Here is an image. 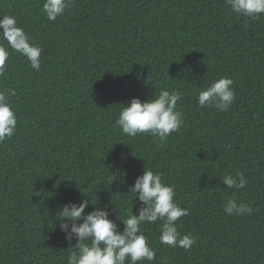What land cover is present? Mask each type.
<instances>
[{
	"label": "trees",
	"instance_id": "obj_1",
	"mask_svg": "<svg viewBox=\"0 0 264 264\" xmlns=\"http://www.w3.org/2000/svg\"><path fill=\"white\" fill-rule=\"evenodd\" d=\"M43 3L0 0V17L14 16L42 48L37 72L0 39L9 52L0 91H15L17 116L0 142V264H67L76 240L58 211L69 202L89 199L86 213L107 205L122 231L119 218L139 213L128 189L144 166L174 186L190 211L178 230L196 242L169 247L162 220L142 225L156 260L138 264H264V14L238 15L225 0H73L49 21ZM222 76L234 82L230 109L198 107L199 91ZM163 88L182 94L180 130L164 141L123 134L120 104ZM237 172L247 185L226 188L221 178ZM232 196L254 213L226 214Z\"/></svg>",
	"mask_w": 264,
	"mask_h": 264
},
{
	"label": "clouds",
	"instance_id": "obj_2",
	"mask_svg": "<svg viewBox=\"0 0 264 264\" xmlns=\"http://www.w3.org/2000/svg\"><path fill=\"white\" fill-rule=\"evenodd\" d=\"M225 2L231 12L244 17L257 19L264 14V0ZM72 3L73 0H44L41 11L49 21H55ZM0 39L6 41L11 49L25 56L33 69L37 72L40 70L42 48L32 43L31 37L18 26L14 16L9 14L0 17ZM8 56V49L0 46V75L5 72ZM233 83V80L226 76L214 80L199 91L198 107H214L220 111H228L235 100ZM9 94L15 95V91H0V142L10 139L17 128V116L9 102ZM181 95V92L175 89L163 88L145 101L133 97L126 106L120 104L122 108L115 123L122 133L129 137L150 133L164 141L171 133L178 132L184 124L182 113L177 109ZM162 175L159 171L144 166L142 174L128 189L140 202L139 213L134 214L131 209L125 219L119 218L124 225L122 231L109 218L107 205L103 208L94 207L87 213L85 209L90 204L89 199L63 205L58 211L59 227L70 245L73 238L76 240V244L68 248L71 251L67 264L152 262L156 260V252L150 246L141 226L156 223L158 220L163 221L159 236L161 244L190 249L196 238L190 233L181 234L176 223L181 217L189 215L190 211L176 202L174 186L164 182ZM221 179L228 189H241L247 185V179L242 172L235 175L226 174ZM223 211L237 217L254 213L250 204L238 202L234 196L226 200ZM161 264H169V261L165 259Z\"/></svg>",
	"mask_w": 264,
	"mask_h": 264
}]
</instances>
